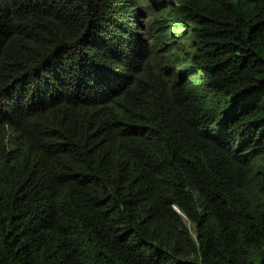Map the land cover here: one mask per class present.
<instances>
[{"label": "trees", "instance_id": "trees-1", "mask_svg": "<svg viewBox=\"0 0 264 264\" xmlns=\"http://www.w3.org/2000/svg\"><path fill=\"white\" fill-rule=\"evenodd\" d=\"M0 264H264V0H0Z\"/></svg>", "mask_w": 264, "mask_h": 264}]
</instances>
